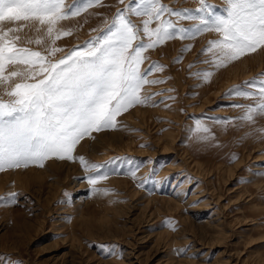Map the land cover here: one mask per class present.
<instances>
[{"label":"rangeland","instance_id":"rangeland-1","mask_svg":"<svg viewBox=\"0 0 264 264\" xmlns=\"http://www.w3.org/2000/svg\"><path fill=\"white\" fill-rule=\"evenodd\" d=\"M162 2L193 14L201 7L200 0ZM206 2L224 14L226 0ZM129 3L102 0L61 21L58 29L71 34L54 45L32 25L18 43L55 62L101 35ZM130 18L141 27L146 19ZM165 19L185 29L199 23ZM219 38L208 31L146 50L141 71L163 81L143 86L140 95L152 99L77 145L75 156L108 173L96 187L111 191L93 193L94 172L78 159L0 172V264H264V115L241 119L258 97L230 91H256L245 82L264 80V48L217 68L207 49ZM52 46L61 51L49 55ZM27 67L8 66L5 74ZM0 97L10 99L4 87ZM10 193L16 204L7 202Z\"/></svg>","mask_w":264,"mask_h":264},{"label":"snow or ice","instance_id":"snow-or-ice-1","mask_svg":"<svg viewBox=\"0 0 264 264\" xmlns=\"http://www.w3.org/2000/svg\"><path fill=\"white\" fill-rule=\"evenodd\" d=\"M200 4L195 10L197 14H193L192 10H175L162 0H130L101 35L53 62L41 52L18 43L22 28L32 25L37 31L45 30L54 45L55 40L71 34L58 29L61 21L102 5V0H74L71 5H66L65 0H0V87L10 97L9 100L0 97V172L30 165L44 167L52 158L78 159L86 170L94 172L88 177L93 193L111 191L96 187L108 176L96 172L103 165L89 164L74 153L85 137L115 129L118 116L152 99L140 95L143 86L163 81L149 80L146 72L141 71L146 50L177 37L195 38L203 32L215 31L220 38L210 42L207 51L213 52L215 67L219 68L264 48V0H226L224 14L217 13L206 0H200ZM132 15L146 17L142 27L131 20ZM166 15L199 23L185 29L165 19ZM153 23L157 25L155 28L151 27ZM57 51L61 49L54 46L48 49L49 55ZM14 65L28 67L5 74L8 66ZM156 69L154 64L147 71ZM211 75L206 73L204 79ZM17 77L19 81L15 80ZM245 84L256 91L239 86L230 91L245 98L258 97V102L248 106L241 117L254 122V114L264 115V80L254 79ZM203 131L210 133L208 128ZM131 174L135 176L134 172ZM7 202L16 204L18 194L10 193Z\"/></svg>","mask_w":264,"mask_h":264}]
</instances>
